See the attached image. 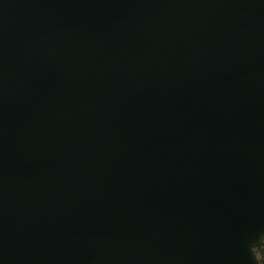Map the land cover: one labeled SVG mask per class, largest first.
<instances>
[{"label": "water", "instance_id": "1", "mask_svg": "<svg viewBox=\"0 0 264 264\" xmlns=\"http://www.w3.org/2000/svg\"><path fill=\"white\" fill-rule=\"evenodd\" d=\"M264 0H0V264H261Z\"/></svg>", "mask_w": 264, "mask_h": 264}, {"label": "trees", "instance_id": "2", "mask_svg": "<svg viewBox=\"0 0 264 264\" xmlns=\"http://www.w3.org/2000/svg\"><path fill=\"white\" fill-rule=\"evenodd\" d=\"M257 256L261 264H264V244L256 249Z\"/></svg>", "mask_w": 264, "mask_h": 264}]
</instances>
